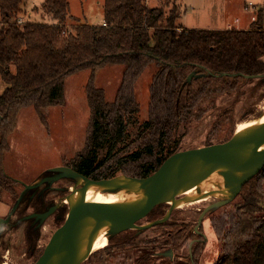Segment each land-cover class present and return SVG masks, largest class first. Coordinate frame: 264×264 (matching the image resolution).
Listing matches in <instances>:
<instances>
[{"label": "trees", "instance_id": "trees-1", "mask_svg": "<svg viewBox=\"0 0 264 264\" xmlns=\"http://www.w3.org/2000/svg\"><path fill=\"white\" fill-rule=\"evenodd\" d=\"M25 1L0 0V75L6 83L0 94V158L22 107L32 105L44 121L43 110L63 101L65 77L90 69L85 86L90 123L84 149L72 161V168L94 179L118 172L145 176L178 150L175 130L180 123L202 115L207 109L203 101L210 100L214 107L217 96L233 93L241 81L253 77L246 75L264 73L262 7L245 29L182 28L176 24L180 16L177 1L166 11L163 4L148 6L144 0H104L103 22L79 23L73 33L66 29L71 18L67 0H43L42 10L55 20L46 23L19 21ZM149 63L156 68L149 87L148 114L140 121L132 84ZM108 64L124 65L113 100H107L94 83L96 70ZM259 79L264 83V76ZM231 112L226 108L218 120H229ZM131 120L138 121L140 129L127 140ZM104 145L105 154L96 159L97 148ZM7 181L17 182L4 172L0 159V189L8 190ZM11 192L16 201L20 194ZM226 204L230 208L213 218L221 241L213 264H264V164ZM164 211L165 203H160L147 215L154 219ZM63 217L62 211L59 219ZM158 225L173 227L158 237L164 241L162 249H178L193 233L183 222L177 225L168 219L154 226ZM124 235L119 240L124 241ZM34 236L25 235L28 245ZM199 246H192L188 263L173 264H196ZM153 253L146 250L141 264H155Z\"/></svg>", "mask_w": 264, "mask_h": 264}, {"label": "rangeland", "instance_id": "rangeland-1", "mask_svg": "<svg viewBox=\"0 0 264 264\" xmlns=\"http://www.w3.org/2000/svg\"><path fill=\"white\" fill-rule=\"evenodd\" d=\"M67 1L69 3V14L71 15L66 24V29L69 32L74 33L73 28L79 23L97 24L102 22L104 0ZM176 1L180 3V6L178 5L180 16L176 20V24L182 28H188L190 25L227 27L226 24L230 23L223 20L225 8L231 14L241 7L237 2L228 4L227 0H144L148 6L163 4L166 11ZM243 1L247 2L249 0ZM42 2L43 0H26L19 21L25 19L45 23L55 21L42 10ZM251 7L252 9L255 8L253 5ZM257 10L258 8L254 11V18ZM155 68L154 63H149L132 84L135 97L139 103L136 118L140 121L145 119L148 114L149 87ZM123 71V64H108L96 70L94 83L103 90L107 100L114 99L121 85ZM90 72V69H82L65 77L63 101L43 110L44 121L41 120L32 105L22 107L16 116L15 126L7 138L8 145L2 149L0 158L4 172L17 180V182H5V187L8 186V190L0 189V217L4 216L8 221L0 231V264H35L51 234L63 223L67 215L68 204L64 203L62 198L70 192L69 188L89 189L93 185L79 182L77 179L73 181L70 177L65 176L45 180L33 188L25 187L33 183L34 180L39 181L47 175L55 174V172L50 171L52 168L58 166L72 167V161L78 152L84 149L91 115L85 89ZM259 78L260 76H255L243 80L240 87L233 93H224L217 96L214 107H211L210 100L203 101L202 106L207 109L202 115L180 123L175 130V137L179 141L178 150L224 141L234 133L238 121L257 115L261 111L262 104H264V83L258 81ZM5 86L6 83L0 75V94ZM226 108H231V117L225 122H220L218 115ZM139 129L140 124L138 121L131 120L128 122L127 140L133 138ZM106 149V145L98 147L96 159L102 157ZM117 174H121V172ZM59 186H67V188L63 191L60 190ZM93 188L97 190V187ZM11 190L14 191L15 195H21L16 205L14 202L15 196H13ZM39 190L41 192L45 190L48 198H54L53 204L59 205H57L54 214H50L45 218L41 217L40 237L36 243L38 246L29 254L27 243L23 238V223L13 226L12 222L17 218L18 209L21 211L20 214L24 216L29 212L28 193ZM238 198L239 196L234 201ZM221 199L216 195V197H211L200 203L183 204L180 207L175 206L173 208V204L169 201L165 202L163 216L167 214L170 208L172 211V213L166 215V220L169 218L177 220V225L183 222L191 230L195 227V233L193 232L192 236L184 240L180 247L174 251L168 248H159L164 241L158 239L163 231H168L173 227L159 225L139 227V224H148L155 218L163 217L159 216L153 219L151 216L146 215L137 222L138 225L135 227L142 228V230L136 234L137 236L133 240L134 243L130 247L119 251L115 256H110L107 252H104L108 246L105 245L94 251L87 259H83V262L79 260L77 264H134V257L140 255V249L154 252V255L151 256H154L153 262L155 264H162V262L164 264L188 263V254L196 243L200 246L197 248L199 252L196 254L195 263L213 264L219 256L221 247V241L213 227V218L228 210L231 204L221 203L209 207L204 212L203 209L211 202ZM60 209L64 211V217L56 221L55 215L60 214ZM201 215L202 219L198 227L197 221ZM127 231L126 234H133L135 230ZM199 231L201 235L197 234ZM193 238L198 240H192ZM147 239H154L155 242H147ZM109 243L112 242L108 240L107 244ZM126 253L129 254L128 257H126Z\"/></svg>", "mask_w": 264, "mask_h": 264}, {"label": "water", "instance_id": "water-1", "mask_svg": "<svg viewBox=\"0 0 264 264\" xmlns=\"http://www.w3.org/2000/svg\"><path fill=\"white\" fill-rule=\"evenodd\" d=\"M193 73L188 74L189 80ZM249 76H264L263 74L246 75ZM264 142V124L250 133L242 136H235L233 133L230 138L198 146L194 148H186L176 150L168 155L162 163L148 175L145 176H130L125 174H117L109 178L94 179L85 174L73 169L70 166H58L50 171L55 174L47 175L39 181L34 180L33 183L26 185V188H33L38 183L45 180H53L59 177H70L75 180V177L80 176L90 183L99 184L103 190H116L124 184L133 183L134 190L144 189L148 194L135 203L127 205L115 206H84L69 210L61 225H59L51 234L43 252L40 254L35 264H44L43 260L47 255L52 254L55 259V264H77L78 261H73L71 249L68 246V239L73 228L83 221H88L91 227L97 224H103L107 227L108 237L116 232L133 228L137 226V221L146 216V214L155 205L167 202L171 197H175L183 188L188 185L185 183L182 188L174 185L177 177L184 175L185 168H193L192 175H196L201 169H216L224 173V192L225 197L219 201L211 202L203 209L206 211L209 207L227 203L232 200L240 191L242 185L252 178L264 164V147L262 155L259 157H251L247 154V150ZM236 162V173L233 176L227 172V166L230 163ZM191 172L187 174V179L191 178ZM119 177L121 182H118ZM110 185V186H106ZM21 195L15 201L18 203ZM184 196H179L175 200L182 201ZM17 202V203H16ZM56 205H52L46 211L38 213L39 217L45 218L54 209ZM175 205H172V208ZM171 208L167 214L159 219L151 220L148 224L139 225L145 227L147 225H155L166 220V215L170 214ZM32 215V214H31ZM203 215V214H202ZM202 215L197 221L200 225ZM94 231V230H93Z\"/></svg>", "mask_w": 264, "mask_h": 264}, {"label": "bare ground", "instance_id": "bare-ground-1", "mask_svg": "<svg viewBox=\"0 0 264 264\" xmlns=\"http://www.w3.org/2000/svg\"><path fill=\"white\" fill-rule=\"evenodd\" d=\"M264 124V104H262L261 111L255 115L250 116L247 119H241L238 121L234 134L235 136H242L250 133L256 128ZM264 142L247 150V154L251 157H259L262 155V148ZM236 162H231L227 166V172L230 176L236 173ZM184 175L174 182L175 187L184 185L187 183L183 190L179 192L175 197H171L168 201L174 204L176 207H180L183 204H195L208 200L211 197L223 198L224 192V173L216 169H201L196 175H192L193 168H185ZM191 172V178L187 179L188 172ZM79 182L87 184L86 180L80 176L75 177ZM118 182H121L119 177ZM92 186H99L95 190L92 186L89 189H81L77 187H70V192L64 195L62 201L68 204V211L75 208L84 206H115V205H127L137 202L148 194V191L144 189L134 190L133 183H127L122 185L116 190H103L97 183H91ZM183 185L180 187L182 188ZM110 186V185H106ZM216 194V195H215ZM184 196L180 200H175L176 197ZM94 230V231H93ZM108 230L103 224H97L91 227L88 221L79 222L72 230L68 239V246L71 249L73 261H82L88 258L94 251L104 247L108 241ZM83 262V261H82ZM44 264H55V259L52 254L47 255L43 260ZM80 264V263H79Z\"/></svg>", "mask_w": 264, "mask_h": 264}, {"label": "flooded vegetation", "instance_id": "flooded-vegetation-1", "mask_svg": "<svg viewBox=\"0 0 264 264\" xmlns=\"http://www.w3.org/2000/svg\"><path fill=\"white\" fill-rule=\"evenodd\" d=\"M96 186H92V187H96ZM97 187L99 188V186H97ZM59 188H60V190L64 191V189L67 188V186H64V187L59 186ZM28 195L29 196H28V203L27 204L30 208L29 212L26 213V215L24 216L23 214H20L21 211H19V209H18L17 210L18 215H16L17 218L12 222V225L17 226L18 224L23 223L22 232H23V238L24 239H25L26 234H28L29 236H32V234L35 235L34 241H31L29 243V245L27 244L28 249L31 250V252H30V254H31L32 251L35 250V248L38 246L36 243H37L38 238L40 237L39 228L41 226L42 219L37 214L46 211L48 208H50L52 205H54L53 203H51L54 201V198H48L47 194L45 193V190H43L42 192L40 190L36 191V192L32 191L31 193H28ZM49 202H50V204H48ZM57 205H59V204H57ZM57 205H56V207H57ZM56 207L50 214H54L56 212ZM151 210H152V208H151ZM62 211L63 210L60 209V214H58V216L56 214L55 219H59L61 217ZM6 216H7V214H6ZM22 216H24V217H22ZM169 220H172V218H169ZM172 221L177 222V220H172ZM6 222H8L7 218H5L4 216L0 217V231L3 229L4 224H6ZM137 222H136V224H138ZM139 225H142V224H139ZM199 226L200 225H198V227ZM127 230H130V231L135 230V231L133 232V234H126V232H128ZM140 230H142V228L133 227V228H128V229H125V230L111 234L108 237V239L112 243L106 244V245H108V247H107V250L105 249L104 252H107L108 255H110V256L111 255L115 256V254L119 253V251H121V250L123 251V250L127 249L128 247H130L134 243L133 240H134V238H136V236H137L136 234L139 233ZM190 231L195 233V227L192 230L190 229ZM123 233H125V235L123 236L125 238L124 241H122L121 239L119 240V238L122 237ZM197 234L201 235V232L199 231V233L197 232ZM192 240H198V239L193 238ZM109 246H110V248H109ZM128 255L129 254L126 253V257H128ZM145 255H146V249H144V251H142V249H140V255H136V257H134V264H141V261L143 258H145L144 257ZM143 262L145 263V259L143 260Z\"/></svg>", "mask_w": 264, "mask_h": 264}, {"label": "crops", "instance_id": "crops-1", "mask_svg": "<svg viewBox=\"0 0 264 264\" xmlns=\"http://www.w3.org/2000/svg\"><path fill=\"white\" fill-rule=\"evenodd\" d=\"M228 4H233L237 2L241 5L240 9L236 12L230 14V12L225 8L223 11V20L230 24H226L227 27L221 28H237V29H245L251 25V22L254 20V11L256 8L262 7L263 9V29H264V0H227ZM180 5V3H179ZM255 6L252 9V6ZM103 22V19H102ZM100 22V23H102ZM188 28H217L215 26H206V25H190ZM180 29V28H179ZM264 59V56H263Z\"/></svg>", "mask_w": 264, "mask_h": 264}]
</instances>
